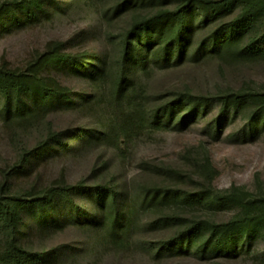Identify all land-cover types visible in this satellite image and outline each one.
Returning <instances> with one entry per match:
<instances>
[{
  "label": "rangeland",
  "instance_id": "374dc122",
  "mask_svg": "<svg viewBox=\"0 0 264 264\" xmlns=\"http://www.w3.org/2000/svg\"><path fill=\"white\" fill-rule=\"evenodd\" d=\"M120 1L79 0L73 10L47 13L0 32V65L26 68L55 42H65L75 53L111 52L114 37L159 9L138 5L115 16L113 8ZM53 75L70 86L72 94H82L73 97L79 107L67 109L70 101L62 108L54 99L51 107L41 106L36 118H19L7 117L0 106V187L10 177L14 193L111 182L130 183L132 191L161 186L184 195L172 205L149 209L137 205L130 227L117 239L106 227L80 219L83 209L87 214L91 211L87 202L76 210L77 197L73 202L56 199L66 226L34 231L25 243L31 249H50L52 257L46 264H264V222L250 236H238V251L232 254L198 253L195 246L170 251L167 243L197 222L205 225L201 236L205 240L214 223L264 212V130L256 136L246 130L259 105L247 104L226 117L218 100L220 94L233 90L264 92V57L215 56L142 69L122 100L129 114L123 127L115 121L108 79L90 81L64 69H55ZM189 93L208 96L210 103L183 120L187 110H181L173 122L154 118L156 110ZM90 122H99L97 128L103 131L94 140L77 143L73 138L72 147L53 151L33 170L9 175L53 125L76 130ZM235 193L241 199L225 200ZM7 239L0 224V264H9L3 258Z\"/></svg>",
  "mask_w": 264,
  "mask_h": 264
},
{
  "label": "trees",
  "instance_id": "16d2710c",
  "mask_svg": "<svg viewBox=\"0 0 264 264\" xmlns=\"http://www.w3.org/2000/svg\"><path fill=\"white\" fill-rule=\"evenodd\" d=\"M78 1L5 0L0 3V32L22 26L47 13L73 10ZM138 5L159 9L133 21L125 32L114 37L111 41L113 48L107 54L75 53L68 50L65 42H55L26 68L6 63L0 65V106L7 117L36 118L41 106L51 107L54 99L62 104V108L71 101L66 108L77 109L80 103L73 97L82 94H72L73 89L53 75L55 69H64L68 75H82L90 81L108 79L112 85L111 103L115 121L123 127L128 124L129 114L123 108L122 100L142 69L157 63L178 66L186 61L215 56L235 59L264 57V0H121L113 8V15L120 16ZM210 100L205 95H181L163 109L156 110L154 118L173 122L181 110H187L181 118L183 120L196 115L201 105L209 104ZM218 100L221 114L226 117L247 104L259 105L246 130L253 136L264 130V92L233 90L220 94ZM98 124L90 122L76 130L56 129L53 125L33 151L23 154L9 175L33 170L53 151L72 147L69 140L73 138L77 143L94 140L103 132L97 128ZM12 187L10 177L0 187V224L8 232L3 258L9 264H46L50 260V249H31L25 243L34 231L48 227L63 229L66 226V216L55 203L56 199L73 202L77 197L76 210H80L81 202H87L91 211L87 214L83 209L79 213L80 219L91 225L106 227L111 237L117 239L130 227L137 205L141 204L144 209L172 205L184 195L182 191L161 186L132 191L130 183L111 182L65 184L48 188L42 193L29 194L14 193ZM241 197L236 193L224 196L227 201ZM262 201L264 203V199ZM263 222L264 212H260L225 223H214L210 225L211 234L205 240L201 239L205 225L197 222L167 243L170 251L183 252L195 246L198 253L214 250L232 254L238 251V236H250ZM23 226V231H20Z\"/></svg>",
  "mask_w": 264,
  "mask_h": 264
}]
</instances>
